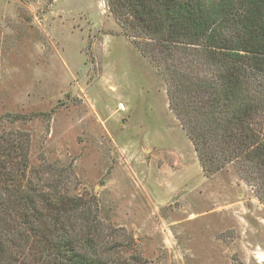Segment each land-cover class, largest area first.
Instances as JSON below:
<instances>
[{
	"label": "rangeland",
	"instance_id": "rangeland-1",
	"mask_svg": "<svg viewBox=\"0 0 264 264\" xmlns=\"http://www.w3.org/2000/svg\"><path fill=\"white\" fill-rule=\"evenodd\" d=\"M125 22L108 0H0V139L27 150V179L97 202L125 259L264 264L254 182L238 163L204 175Z\"/></svg>",
	"mask_w": 264,
	"mask_h": 264
},
{
	"label": "trees",
	"instance_id": "trees-1",
	"mask_svg": "<svg viewBox=\"0 0 264 264\" xmlns=\"http://www.w3.org/2000/svg\"><path fill=\"white\" fill-rule=\"evenodd\" d=\"M108 4L146 39L139 50L204 175L238 163L264 205V0ZM16 149L0 139V264H138L108 245L97 202L39 172L27 179V150Z\"/></svg>",
	"mask_w": 264,
	"mask_h": 264
},
{
	"label": "built area",
	"instance_id": "built-area-1",
	"mask_svg": "<svg viewBox=\"0 0 264 264\" xmlns=\"http://www.w3.org/2000/svg\"><path fill=\"white\" fill-rule=\"evenodd\" d=\"M117 111L125 112L126 111L125 105L123 103H118L117 104Z\"/></svg>",
	"mask_w": 264,
	"mask_h": 264
}]
</instances>
